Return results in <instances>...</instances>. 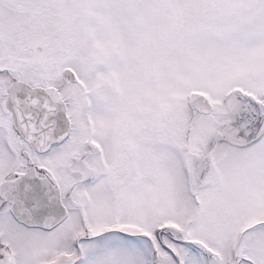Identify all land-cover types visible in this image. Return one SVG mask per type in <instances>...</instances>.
<instances>
[{
    "label": "rangeland",
    "instance_id": "obj_1",
    "mask_svg": "<svg viewBox=\"0 0 264 264\" xmlns=\"http://www.w3.org/2000/svg\"><path fill=\"white\" fill-rule=\"evenodd\" d=\"M18 17L10 58L21 55L25 81L50 76L61 93V70L76 73L91 96L75 130L101 157L80 156L74 131L72 154L95 168L79 184L67 144L37 158L0 127V183L32 162L62 194L74 186L68 219L51 231L18 225L0 204L11 264H229L237 241L246 263L264 264V136L248 143L264 119L235 95L264 105V0H0V33ZM192 93L213 109L190 110Z\"/></svg>",
    "mask_w": 264,
    "mask_h": 264
},
{
    "label": "flooded vegetation",
    "instance_id": "obj_2",
    "mask_svg": "<svg viewBox=\"0 0 264 264\" xmlns=\"http://www.w3.org/2000/svg\"><path fill=\"white\" fill-rule=\"evenodd\" d=\"M10 10H12V9H10ZM8 26H9V30L7 33H4V34L0 33V46L2 48V50H1L2 56L0 59V127L5 128V129L8 128L9 130L13 131L15 133V135L18 137L20 143H23V145L26 146L30 151H32L33 155L36 156L37 158L43 157L50 150H52V148L55 146H59L61 144H67V146H68V143H69L70 139L72 138L74 131H76L77 141L80 144V146H76V147H78V149L80 150V156H85L86 157L85 159H89V160L90 159H92V160L96 159L97 160V158L99 159L101 157V152L99 150V147L97 146V143L95 141H92L89 138H86V136L83 133V130H75L76 126H77L76 122H77V118H78L79 107L81 105V100L82 99L89 100L88 98H90L89 95L91 96V94L85 93L86 89L83 87V85L81 83H79L77 85V82L76 83H69L65 80L64 71L67 69L65 67L61 70L60 79L62 80L61 81L62 86L63 87L66 86L68 92H65L66 88H63L64 93L63 92L61 93V92H59L58 88H56L55 86L52 87L53 86V82H52L53 79L50 76L46 77V80L48 82H46L44 84L36 85V83L33 84V82L25 81L23 78V76H24L23 72L24 71L27 72V71L24 70V68L22 67L21 55H19L17 58L12 60L10 58V56H11L10 52H11V48L13 45H12L11 41H9V43L7 41L8 37H9V39H11L12 37H15V40L18 42V49H19L21 38H22L20 17L17 18V21H15V23L13 25L11 24ZM39 53H41V51H39ZM36 68H38V67L37 66L31 67L30 70L32 71ZM15 84H27L32 88L42 89L49 94L50 98L53 101L58 102L60 104H63L65 107L66 116H67L69 123H70V130H69L68 135L60 137L56 142L49 144L48 146L40 147L37 149H34V148L30 147L28 144H26L22 140L19 133L17 132L15 125H14L12 115L9 112L8 107H7V99H8V95H9V90ZM47 84L50 86H48ZM60 89H62V88L60 87ZM69 91L72 94H70ZM82 92L85 94L86 98L81 97ZM263 127H264V124H263ZM263 127L261 130H257L254 133V135H253L254 138L251 137V139L248 140V143H253L254 141L260 140L261 136L264 135ZM223 141H226V139ZM20 149H21V146L19 144L17 154L20 153ZM68 149L70 150L71 159L74 158L75 159L74 161H77L76 158H78L80 156H78L77 154H75V155L72 154V150L70 149V144L68 146ZM79 161L80 162L77 161V163L74 166H70V168H69L71 179L74 182L79 183V184L90 182L93 177L91 178L89 176L93 175L94 172H91V171L95 170V168L92 166L87 168L84 165V162L81 158H79ZM26 176H30L33 180L48 181V182L52 183L54 186H56L60 191L61 201H62L63 205H64V200H63L64 198L66 199V201H68V200L72 201L73 200L72 199V192H73L74 186L72 184H71L69 190H64V187H63L64 192L62 194V189L60 187H58L59 185L55 181V178L52 175L51 171H49L48 169H46L44 167L35 166L32 164V162H29L28 166L20 167L19 169H18V167L17 168L14 167L11 170V172L6 176V178L3 179V181H1L0 191H1L2 186L6 185L8 183H13V182H16L18 180H21L23 177H26ZM0 204L3 208V212H5V213L8 212L11 215V217L18 223V225H20L26 229H33V228H27L26 226H23L13 217L11 210H10V205L1 198V192H0ZM64 207L66 208V211H67V217L63 222H65L68 219V215H69V210H68L67 206L64 205ZM53 229H51V230H53ZM39 230H43V229H39ZM51 230H43V231H51ZM112 233H113V230L110 231V234H112ZM115 233H117V231ZM118 234H125V233L118 232ZM127 235L133 236L134 238L143 239V240L149 242V244L151 245V241H150L149 236H147V235L145 236V235H143V233L133 234V235L130 233H127ZM1 240L2 239L0 238V264H11L10 260L7 258L5 248L3 247L4 244L1 242ZM82 240H87V238H84ZM183 243H186V245H188L192 248H195L197 251H200L201 253L205 254L207 256V261H211L212 259H214L213 258V252L211 253V251L208 252L207 250L202 249L200 246L201 244L199 245V243H196L193 241H186ZM160 246L165 248V245H163L161 242H160ZM238 249L242 250V248H240V241H237V244L232 249V252H231L232 253L231 254L232 260L230 259L229 264H243V263H246L248 261V259H246V258H242L241 256H236ZM215 260L216 259H214L213 261H215ZM246 264H248V263H246Z\"/></svg>",
    "mask_w": 264,
    "mask_h": 264
},
{
    "label": "water",
    "instance_id": "obj_3",
    "mask_svg": "<svg viewBox=\"0 0 264 264\" xmlns=\"http://www.w3.org/2000/svg\"><path fill=\"white\" fill-rule=\"evenodd\" d=\"M201 101L191 100L190 107L209 110ZM7 107L17 132L34 149L48 146L69 130L64 107L42 90L15 84L9 90ZM0 192L10 204L12 215L24 226L51 230L66 217L58 191L47 182L26 176L2 186Z\"/></svg>",
    "mask_w": 264,
    "mask_h": 264
}]
</instances>
